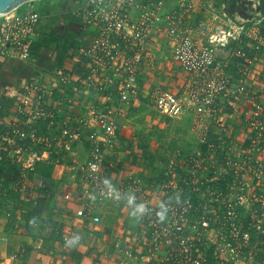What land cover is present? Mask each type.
<instances>
[{
    "label": "built area",
    "instance_id": "2783aa9c",
    "mask_svg": "<svg viewBox=\"0 0 264 264\" xmlns=\"http://www.w3.org/2000/svg\"><path fill=\"white\" fill-rule=\"evenodd\" d=\"M230 1L235 3L74 0L67 8L70 23L90 33L89 39L68 51L67 63L23 80L11 104L0 93V217L12 221L28 211L23 203L46 187L45 179L34 175L36 165L55 147L78 140L79 127L88 132L89 147L87 159L74 168L80 202L75 215L82 224L101 226L102 204L127 208L131 215L137 204L144 205V213L133 216L135 229L124 231L125 239L102 242L96 264L104 259L111 264H264V100L244 83L256 61L246 43L252 40L264 51V13L259 0H236L242 8ZM247 10L257 16L245 18ZM44 24L35 9L0 16V64L29 58ZM151 40L170 42L172 61L188 75V85L182 95L156 84L149 99L170 118L191 111L196 146L189 153H168L151 182H114L106 157L138 99L140 73L155 62ZM233 59L238 60L235 81L227 71ZM259 81L264 86V64ZM68 90L73 97L67 102L84 109L73 119L77 127L67 120L60 125L52 105L53 92ZM84 95L91 97L87 104ZM234 102L243 104L239 128L226 120V107ZM162 204L168 209L163 222L158 220ZM75 236L65 237L62 247L70 250L67 241Z\"/></svg>",
    "mask_w": 264,
    "mask_h": 264
},
{
    "label": "crops",
    "instance_id": "0c3cea01",
    "mask_svg": "<svg viewBox=\"0 0 264 264\" xmlns=\"http://www.w3.org/2000/svg\"><path fill=\"white\" fill-rule=\"evenodd\" d=\"M208 1L216 6L221 3V0ZM171 3H168L167 8L173 4ZM226 12L231 17L233 10L229 7L226 8ZM259 12L263 14L261 6ZM239 15L235 12L236 17ZM261 36L264 44L262 33ZM149 46L154 54L155 62L145 67L140 73L138 99L129 108L127 118L121 122L116 136V146L110 149L106 157L107 172L114 182L138 179L135 176L140 173L139 158L153 152L159 155V150L154 145L155 131L164 134L167 118L181 119L170 118L159 113L151 103L149 95L156 84L176 94L186 95L188 75L172 61L170 42L151 40ZM245 47L248 53L255 56L256 61L251 75L244 80V83L250 85L252 90L258 92L264 100V86L259 81V74L264 64V51L262 48L256 50L252 40L247 42ZM219 54L221 57L225 52ZM67 57L68 54L60 66L67 63ZM37 60L39 59L31 57L22 60L9 59L1 66L0 93L7 99V102L13 101L12 96L20 92L19 88L23 80L35 75H45L48 70L52 69L43 70V65ZM230 67H228L229 73L235 81L238 78L236 68L233 67V72H231ZM66 94H60L59 97L56 92H53L52 105L59 113L58 123L60 125L67 120L69 126L77 127L73 119L78 113L84 112V109L75 107L73 102H67L66 98L73 97V92L68 90ZM58 98L64 99L60 102L57 101ZM84 98L85 104L91 100L89 95H84ZM226 108V120L239 128V114L243 104L234 102ZM185 113L191 114L190 119H193L191 111L186 110L183 114ZM190 129H193L192 125ZM77 130L78 140L71 141L64 149L55 147L46 154L44 161L38 162V164L50 167L52 176L45 178L46 187L44 189L36 190L31 194V202H34V205L31 202L23 203L22 207L28 208L30 215L27 216L24 211L18 219L12 221L0 217V264H92L93 259H97V252L100 251L98 248L105 241H103L104 229H111L116 235L115 238L123 235L125 230L135 229L137 221L127 208H116L107 203L99 206L102 224L97 231L92 226L83 225L82 219L75 215L80 202L77 192L78 176L76 178L74 168L78 163L84 162L89 153L86 140L88 132L79 127ZM194 149L195 146L187 147L184 151L189 153ZM160 156L164 159L166 154H160ZM45 194H52V198L48 202V207L41 213L39 220L35 221L31 212L38 198H42ZM24 214L26 217L23 216ZM73 234L79 235L81 242L72 246L70 250L64 249L63 239ZM123 236L125 239L126 236ZM38 245L41 249L37 248ZM11 255H14L15 259H12ZM110 262L109 259L102 260V264H111Z\"/></svg>",
    "mask_w": 264,
    "mask_h": 264
},
{
    "label": "rangeland",
    "instance_id": "374dc122",
    "mask_svg": "<svg viewBox=\"0 0 264 264\" xmlns=\"http://www.w3.org/2000/svg\"><path fill=\"white\" fill-rule=\"evenodd\" d=\"M73 3L74 0H34L20 6L19 11L26 12L32 9L40 11V13L44 16L45 22L44 26L42 27V32H46V34L51 32H57V34H61L66 28H71L70 30L72 31H80L78 26L73 23H70L71 18L67 13V8H69V6ZM227 4L228 2L226 3V5ZM230 4L236 6L237 8H242L240 3H236V0L235 3L231 2ZM256 16L257 12L247 10L244 17L249 20H252ZM59 49L61 50V47ZM67 53H65L64 58L67 56ZM38 59L39 60H37V62L43 65V70H48L55 66H60V63L62 62L61 60H59V53L57 47L52 43L49 47L43 49L40 52ZM191 117V114L185 113L181 117H176L181 119L167 118V124L165 125L163 131L164 134L155 131L156 134L154 139V145L155 148L159 150V155L157 152H153L150 153V155L148 156H143L142 158H139L141 164H138L140 168V173L135 176L138 179L133 180H137L143 184L151 182L152 179H156L160 175V166H162L164 162V159L162 156H160V154L167 155L175 149L185 150L187 147L196 146L194 131L190 129L191 125L192 128L194 127L193 120L190 119ZM43 154H45V151L43 152Z\"/></svg>",
    "mask_w": 264,
    "mask_h": 264
},
{
    "label": "trees",
    "instance_id": "16d2710c",
    "mask_svg": "<svg viewBox=\"0 0 264 264\" xmlns=\"http://www.w3.org/2000/svg\"><path fill=\"white\" fill-rule=\"evenodd\" d=\"M260 3L262 4V6L260 4L262 12H264L263 11L264 10V0H260ZM19 8L17 9V11H19ZM261 33L264 35V24L261 27ZM89 37H90V33L81 32L79 34H76L74 31L67 29V28L64 29L61 34H57V32H51L47 34L46 32H41L39 33L38 37L34 39L33 42L31 43L30 50H29V57L38 58L40 52L43 49L49 47L50 44L52 43L58 49L59 60L63 61L65 53H67L70 49L77 48L80 45L84 44L89 39ZM60 47H61V50L59 49ZM237 61H238L237 59H233V61L231 62V65H230L231 72H233L232 69L233 67L235 68ZM61 64L62 62L60 63V65ZM1 66L2 65L0 64V68ZM227 71L229 72V68L227 69ZM11 102L12 101H9L8 104H11ZM34 175L36 178H39V177L41 178L43 177L44 179L49 178V176H52L51 168L48 166H43L41 163L37 164ZM51 198H52V194H45L42 198H38L31 212L35 221L39 220L41 213L48 207V202L49 200H51ZM29 213H30V210H28L25 214L28 216L30 215ZM25 214L23 216L26 217ZM13 220H16V219H13ZM93 227L95 228V231H97L99 226H93ZM103 235H104L103 241L105 240L108 243L112 242L116 237V235L111 229H104ZM96 261H97L96 258L93 259L92 264H95Z\"/></svg>",
    "mask_w": 264,
    "mask_h": 264
},
{
    "label": "clouds",
    "instance_id": "9594fccd",
    "mask_svg": "<svg viewBox=\"0 0 264 264\" xmlns=\"http://www.w3.org/2000/svg\"><path fill=\"white\" fill-rule=\"evenodd\" d=\"M132 200L134 202L135 198L133 197ZM167 212H168L167 205L162 204L160 207L159 213H158V220L163 222L166 219ZM143 213H144V205L143 204H137L136 209L134 211H132L133 216H139V215H142ZM79 240H80V237H79V235H77V236L71 238L70 240H68L67 244L69 247H71V246L77 244L79 242Z\"/></svg>",
    "mask_w": 264,
    "mask_h": 264
},
{
    "label": "water",
    "instance_id": "95a60500",
    "mask_svg": "<svg viewBox=\"0 0 264 264\" xmlns=\"http://www.w3.org/2000/svg\"><path fill=\"white\" fill-rule=\"evenodd\" d=\"M34 0H0V16L7 15L8 13L17 10L25 3Z\"/></svg>",
    "mask_w": 264,
    "mask_h": 264
},
{
    "label": "bare ground",
    "instance_id": "6f19581e",
    "mask_svg": "<svg viewBox=\"0 0 264 264\" xmlns=\"http://www.w3.org/2000/svg\"><path fill=\"white\" fill-rule=\"evenodd\" d=\"M8 14H11V13H8Z\"/></svg>",
    "mask_w": 264,
    "mask_h": 264
}]
</instances>
